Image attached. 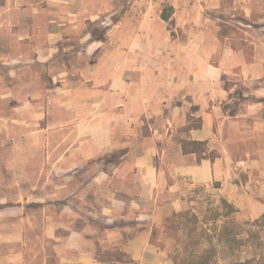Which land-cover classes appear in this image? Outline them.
Segmentation results:
<instances>
[{
    "label": "crops",
    "instance_id": "crops-1",
    "mask_svg": "<svg viewBox=\"0 0 264 264\" xmlns=\"http://www.w3.org/2000/svg\"><path fill=\"white\" fill-rule=\"evenodd\" d=\"M173 5L0 0V264H147L216 181L264 214V0Z\"/></svg>",
    "mask_w": 264,
    "mask_h": 264
},
{
    "label": "rangeland",
    "instance_id": "rangeland-1",
    "mask_svg": "<svg viewBox=\"0 0 264 264\" xmlns=\"http://www.w3.org/2000/svg\"><path fill=\"white\" fill-rule=\"evenodd\" d=\"M129 1L149 3L151 17L160 10L162 13L165 8H174L173 3L178 4L181 9L186 8L188 14L195 4V14H199L200 18L213 19L222 16L209 9L208 4L212 0H120L125 10ZM174 11L175 8L172 12ZM235 13L236 17H239V12ZM174 34L177 35L175 31ZM220 185L221 182L216 181L211 188L194 189L186 197V207L183 210L191 208V214L195 215H190L188 219L178 218L175 215L177 212H173L159 226L152 228V252L147 264H179L191 251L199 254L209 247L211 239L216 245V259L220 264H234L248 259L257 261L264 257V214L258 219L242 218L234 212L228 215L219 197ZM166 224H169V227L165 228ZM225 224L233 227L234 233L237 234L232 245L217 240ZM128 263L140 264L139 261L131 259Z\"/></svg>",
    "mask_w": 264,
    "mask_h": 264
},
{
    "label": "trees",
    "instance_id": "trees-1",
    "mask_svg": "<svg viewBox=\"0 0 264 264\" xmlns=\"http://www.w3.org/2000/svg\"><path fill=\"white\" fill-rule=\"evenodd\" d=\"M169 9V11L167 10ZM173 7L165 8L161 13V18L168 21L172 15ZM182 147L185 153L188 152H197L198 159L200 160L203 157H209L212 160H214L219 154L217 151H211L210 153H206V142L202 141H189V140H183L182 141ZM223 207L227 209V214H231L234 211H236V207L229 203L227 200H222ZM191 208L182 210L177 212L175 215L180 217L189 218L191 214ZM169 227V224L165 225V228ZM155 232V230H154ZM234 228L228 225H224L223 229L217 236L218 241H225L227 243H230L232 245L233 241H235V238L237 237L234 233ZM211 245L207 248H205L203 251H201L199 254L195 253L194 251H191L186 257L184 258L183 262H180L179 264H220L217 259V250L216 245L213 243V240L211 239ZM234 264H264V257L260 258L259 260L255 261L254 259H248L245 261H237Z\"/></svg>",
    "mask_w": 264,
    "mask_h": 264
},
{
    "label": "built area",
    "instance_id": "built-area-1",
    "mask_svg": "<svg viewBox=\"0 0 264 264\" xmlns=\"http://www.w3.org/2000/svg\"><path fill=\"white\" fill-rule=\"evenodd\" d=\"M239 166H243L244 165V162L243 161H241V162H239V164H238Z\"/></svg>",
    "mask_w": 264,
    "mask_h": 264
}]
</instances>
